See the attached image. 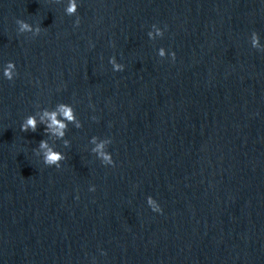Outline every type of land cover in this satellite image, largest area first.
Returning <instances> with one entry per match:
<instances>
[{"label": "water", "instance_id": "95a60500", "mask_svg": "<svg viewBox=\"0 0 264 264\" xmlns=\"http://www.w3.org/2000/svg\"><path fill=\"white\" fill-rule=\"evenodd\" d=\"M76 2L0 0V264H264V0Z\"/></svg>", "mask_w": 264, "mask_h": 264}, {"label": "clouds", "instance_id": "9594fccd", "mask_svg": "<svg viewBox=\"0 0 264 264\" xmlns=\"http://www.w3.org/2000/svg\"><path fill=\"white\" fill-rule=\"evenodd\" d=\"M66 12L68 15H75L77 13V2H76V0H69ZM79 22H80L79 17H77V20L75 22L76 25H79ZM16 23L19 25V29L21 32L33 30L32 26L23 20H17ZM153 27H155V25H153ZM40 30H41V27L39 25H37V27L35 29L36 33H39ZM157 34L162 35V33L159 31V29L157 30ZM151 35L152 34L149 33V36H151ZM253 37H254L253 46L256 47V46H258L257 33L253 32ZM161 54H163V53H161ZM172 59L175 60V53L174 52L172 53ZM109 62L112 63L113 61L110 60ZM115 67L119 71L124 70L123 65H116ZM14 69H15V64L13 62H9L7 64L5 70H4V77L7 78L8 80H12L13 76H14V71H13ZM59 111L65 117V119L68 122H72L75 120V116L73 115V109L69 105H67L65 103H61L59 105ZM45 115H47L51 121V123L45 128V132H47L49 129H53V126H55L54 131H56L57 135L63 137L64 129L67 127V124L64 122L58 121L56 119V113L55 112H52V113L45 112ZM93 119H95V117ZM79 126L80 125L77 124V127H79ZM29 130H31L32 132H36V130H37V123H36L34 116L27 117L26 120H24L23 123L21 124V131L28 132ZM67 143L68 142L65 141V144H67ZM39 147L42 149H47V151L44 153V162L49 166L55 165L57 168H59L60 165H59L58 161L65 159V156L60 154V153L53 152L52 149H48L46 141L41 140L39 142ZM102 147H103V145H99L98 150ZM100 154H101V156H103L104 161L106 163H109L112 165L114 164L112 157L110 155L104 154L103 152H101ZM91 190H94V188ZM148 203L151 205V209L154 212H161L162 211L159 204L156 201H154L151 197L149 198Z\"/></svg>", "mask_w": 264, "mask_h": 264}]
</instances>
